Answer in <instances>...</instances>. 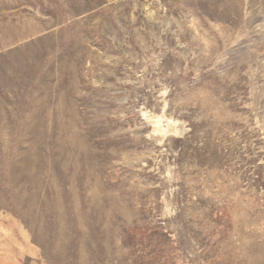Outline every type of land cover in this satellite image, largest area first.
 I'll list each match as a JSON object with an SVG mask.
<instances>
[{"label":"rangeland","instance_id":"374dc122","mask_svg":"<svg viewBox=\"0 0 264 264\" xmlns=\"http://www.w3.org/2000/svg\"><path fill=\"white\" fill-rule=\"evenodd\" d=\"M0 264H264V0H0Z\"/></svg>","mask_w":264,"mask_h":264}]
</instances>
